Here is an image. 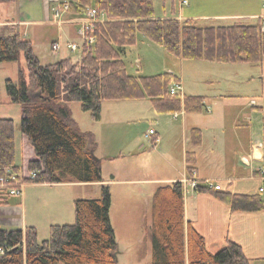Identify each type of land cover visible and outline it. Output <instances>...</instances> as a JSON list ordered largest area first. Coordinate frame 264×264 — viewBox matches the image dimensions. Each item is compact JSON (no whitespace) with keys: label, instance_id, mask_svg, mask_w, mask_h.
<instances>
[{"label":"trees","instance_id":"trees-1","mask_svg":"<svg viewBox=\"0 0 264 264\" xmlns=\"http://www.w3.org/2000/svg\"><path fill=\"white\" fill-rule=\"evenodd\" d=\"M15 0H0L12 3ZM88 8L104 14L87 31L94 42L82 41L78 57L42 64L32 43L18 26L10 34L0 28V63L16 62L22 53L30 85L22 70L16 81H5L6 94L20 105V131L32 147L35 158L27 164L36 177L31 182L100 183L101 162L94 155L96 142L81 131L71 117L70 102L93 120L101 117L102 102L148 97L155 109L176 113H199L204 98L170 93L178 83L169 73L135 76L127 72L121 56L136 43L140 33L164 47L171 55L190 60L219 63L260 64L264 58V32L260 24L234 23L228 26L199 27L193 20L158 19L153 0H70L69 10L82 14ZM32 86V87H31ZM193 145L201 144V133L192 130ZM187 172H193L194 153H187ZM15 164V124L0 118V179L15 175L24 178ZM200 182V181H199ZM6 189L0 188V199ZM100 196L74 202L75 221L52 225L46 239L39 241L33 227L6 230L0 227V264H117L116 240L110 221L109 186ZM195 191L213 195L232 211L259 212L264 201L258 195L220 192L201 182ZM184 189L181 182L159 186L152 197L151 264H251L240 245L228 242L211 253L203 236L188 223L184 226Z\"/></svg>","mask_w":264,"mask_h":264},{"label":"crops","instance_id":"crops-1","mask_svg":"<svg viewBox=\"0 0 264 264\" xmlns=\"http://www.w3.org/2000/svg\"><path fill=\"white\" fill-rule=\"evenodd\" d=\"M69 2L70 0H15L11 4H17L16 12L13 13L11 11L12 13L10 12L9 14V10L6 13L7 19L0 21V27H4L8 35L10 34L9 32L12 26H18L24 37L30 41L31 39L34 41L41 33H45L50 31L49 29L54 28L57 29L58 34L52 40L51 48L55 42H59L60 47H66L68 42L80 45L83 40L78 31L80 28L79 22L84 20L85 16L72 13L71 11H65L63 5ZM263 2L264 0H256V2L250 0V3H246L249 6L246 8L245 13L212 17L216 19L225 17L239 19L247 17L255 19L257 22L234 23L261 25L264 21L261 18L264 13L262 8ZM256 6L257 9L255 11L254 8ZM57 13L58 15L56 16ZM155 18L164 19L167 17ZM102 19L104 20L105 16ZM175 19L179 21L191 19L196 24L193 18L177 16ZM139 34L137 33L136 35L135 45L126 47L124 53L130 47L137 45ZM62 36L66 37L65 43L60 42ZM31 43L33 42L31 41ZM53 55L55 57L57 56L56 53ZM63 58L71 57L65 55ZM122 60L124 61L123 58ZM135 61L138 62L137 59ZM263 62L264 58L260 64L253 65H262ZM124 63L126 66L125 61ZM136 69H140L139 63H137ZM163 73H169L177 78V84L180 85L178 94L181 98L184 96L203 97V107L207 111L205 114L198 116L191 113L187 114L186 112H181L180 114L174 113L173 119L175 121L180 119V117L181 119L179 123L173 121L169 125V129H177L183 139L181 149L177 156L172 148L164 146L168 135L167 131L161 130L159 132L156 129L150 128L149 130H153L154 133L151 135L149 133L146 134L152 146L147 152L141 150L140 147L143 144L140 143V145L131 144L128 151H121L116 156L101 157L108 160H115L116 158L128 157L129 155H146L155 151L165 163L163 169L166 176L163 178L144 176L117 181L139 185L153 184L156 185V190L161 185L182 182L187 178L193 177L203 185L206 182L220 185V192L258 195V187L260 184L258 174L259 170L264 168L263 71L258 76L259 84L255 85L254 95L244 104H232V101L239 97L238 95L218 94L214 96V100L211 99V106L208 105V100L205 96L182 94V79L175 75L172 69H167V71L155 75ZM76 125L78 126V124ZM195 129H198L201 133V144L198 146L193 145L191 140V132ZM157 144L161 148L163 147L162 154L157 150ZM96 149L94 155L101 162V158L96 154ZM124 152H127L128 155ZM187 153H194L193 172L190 177L187 172ZM102 167L103 164L101 163V169ZM21 168L24 171V168ZM136 170V168H133L130 172L133 173ZM22 175L24 178L28 177V174H25V172ZM102 178V182L92 184L28 182L29 184L24 187L23 193H21L16 202L12 201L13 196H6L0 199V227L6 230L22 231H25L27 227H33L36 229L37 235L40 238L48 234V229L52 225L70 224L68 222H72L73 219L75 221L74 202L78 199L89 198L87 197L88 195L82 192L81 188L95 185L99 187L102 185L109 186V180L104 178L103 172ZM183 195L185 230L188 223H191L203 236L206 247L211 253H215L228 242H234L241 246L244 255L251 260V264H264V210L259 212L232 211L227 204L219 201L213 195L198 192L188 187L184 189ZM260 197L264 201V194H261ZM151 225L152 206L150 221L147 226L148 231L146 232V235L150 238V242ZM44 239H39V241ZM150 255L152 259L151 250ZM185 264H188L186 252Z\"/></svg>","mask_w":264,"mask_h":264},{"label":"rangeland","instance_id":"rangeland-1","mask_svg":"<svg viewBox=\"0 0 264 264\" xmlns=\"http://www.w3.org/2000/svg\"><path fill=\"white\" fill-rule=\"evenodd\" d=\"M246 3H250V0H153V7L155 17L193 18L197 26L208 27L228 26L234 22H257V20L247 17L239 19L230 17L216 19L212 17L245 13L249 6ZM16 8V3H1L0 21L7 19L6 13L9 10V14L11 11L16 12ZM256 9L257 6L254 10L256 11ZM82 15L84 14L82 13ZM49 30L51 32L41 33L34 41L31 39L33 50L40 62L42 64L53 63L65 55H69L75 60L78 57V51H70L64 46H61L57 51L52 50L51 42L58 32L54 28ZM138 36L137 45L130 47L122 54L129 74L147 76L172 69L175 75L182 79V94L205 96L209 106H211V99L218 94L238 95L239 97L234 99L232 104H244L254 95L255 85L259 84L260 72L263 71L264 73V62L262 65H253L181 59L171 55L164 47L152 42L144 35L139 34ZM60 42L65 43L66 37L62 36ZM55 53L56 57L53 55ZM136 59L138 62L135 61ZM137 63H139L140 69H136ZM20 70L23 71L30 85L28 70L22 53L16 62L0 63V118H8L14 121L15 163L17 166L23 167L25 174L29 176L26 165L29 160L35 158V155L27 138L20 131V105L11 103L5 90V81L7 79L16 81ZM69 106L73 121H76L75 123L82 131L89 134V139L96 141V154L100 158L116 156L121 151H128L131 144L140 145L142 143L141 150L147 152L149 148H152L150 139L146 136L150 128L159 132L161 130L167 131L168 135L164 146L172 148L176 156L181 149L183 139L180 132L177 129H169V125L175 121L173 119L174 113L158 111L148 97L103 101L101 118L98 121L93 120L90 113L82 111L79 102H70ZM206 111L207 109L203 107L201 112L191 114L198 116L205 114ZM181 112L185 111L180 109L176 113L180 114ZM180 119L175 122L179 123ZM156 147L162 154L163 147L161 148L159 144ZM124 153L127 154V152ZM176 160L178 159L176 158ZM101 163L103 164V176L109 180L111 195L109 216L115 233L117 264H151V242L146 232L148 231L152 197L156 185L130 184L117 180L144 176L163 178L166 176L163 169L165 163L155 151L146 155H129L115 160L101 158ZM133 168L137 170L131 173ZM114 176L115 178H113ZM28 182L31 183L30 181L25 182L21 193H23L24 187L29 184ZM100 189L101 186L97 185L81 188L82 192L88 195L89 198L87 199L98 198ZM20 195L13 196L12 201L16 202ZM73 222L74 219L68 223ZM48 235L49 229L47 235L40 238L38 236V239H44Z\"/></svg>","mask_w":264,"mask_h":264},{"label":"built area","instance_id":"built-area-1","mask_svg":"<svg viewBox=\"0 0 264 264\" xmlns=\"http://www.w3.org/2000/svg\"><path fill=\"white\" fill-rule=\"evenodd\" d=\"M262 8L264 11V2L262 4ZM63 9L65 11H70L69 10V3H65L63 5ZM83 14H84L85 18H84V20H81L79 22L80 28L78 31H79V34L81 35V38L83 41L88 42L89 44H92L94 42V38H93V36H88L87 31L92 28V25L95 22L103 20L102 18L104 17V14H101L99 17H97V12L93 8H88L86 10V12ZM57 15H58V13L56 14V16ZM261 18L264 20V13L261 16ZM260 29L262 32H264V21L260 25ZM66 48L69 49L70 51H79V44L68 42L66 44ZM58 49H60V43L55 42L52 45V50L57 51ZM179 90H180V85L177 83H174L170 86V93L171 94H177L179 92ZM148 133H149V135H151L154 133V131L149 130ZM35 177H36V174L34 172H31V173H29V176L27 178L31 182L32 180L35 179ZM258 179L260 182L259 187H258V193L264 194V168H261L259 170ZM25 182H27V181L19 180L15 175H12V176L0 179V188L6 189L5 191H6L7 196H16L18 194H21L22 187H23ZM181 183L183 185V189H186L188 187L190 189L195 190L200 182L198 180L194 179L193 177H190L189 179L187 178L186 180H183ZM204 185L212 187L215 190L220 189V185L212 184L211 182H206V183H204ZM3 251L4 250L2 248H0V253H3Z\"/></svg>","mask_w":264,"mask_h":264}]
</instances>
